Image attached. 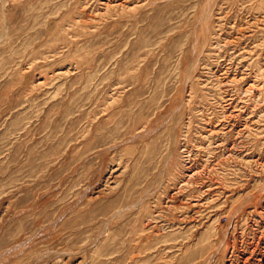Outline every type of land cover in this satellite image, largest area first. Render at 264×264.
<instances>
[{
	"label": "rangeland",
	"instance_id": "1",
	"mask_svg": "<svg viewBox=\"0 0 264 264\" xmlns=\"http://www.w3.org/2000/svg\"><path fill=\"white\" fill-rule=\"evenodd\" d=\"M0 264H264V0H0Z\"/></svg>",
	"mask_w": 264,
	"mask_h": 264
}]
</instances>
